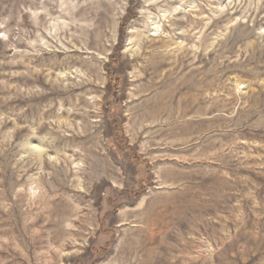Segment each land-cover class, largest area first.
Masks as SVG:
<instances>
[{
	"label": "rangeland",
	"instance_id": "obj_1",
	"mask_svg": "<svg viewBox=\"0 0 264 264\" xmlns=\"http://www.w3.org/2000/svg\"><path fill=\"white\" fill-rule=\"evenodd\" d=\"M0 264H264V0H0Z\"/></svg>",
	"mask_w": 264,
	"mask_h": 264
}]
</instances>
